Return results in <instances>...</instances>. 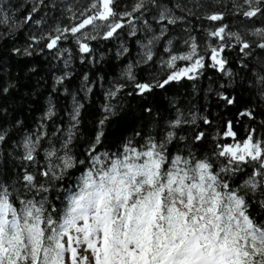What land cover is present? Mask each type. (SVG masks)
<instances>
[{
    "label": "snow or ice",
    "instance_id": "1",
    "mask_svg": "<svg viewBox=\"0 0 264 264\" xmlns=\"http://www.w3.org/2000/svg\"><path fill=\"white\" fill-rule=\"evenodd\" d=\"M230 3L232 14L243 18L236 31L223 23L224 12L198 13L180 0H133L122 11L117 0H89L83 9L66 7L69 24L55 22L39 35L29 33L26 46L8 49L10 57L26 58L42 43L39 51L55 49L59 55L61 43L71 37L83 62L94 51L89 41L113 38L127 24L130 35L145 33L137 64L155 63L157 46L166 54L160 57L158 70H150L143 78L128 65L124 73L132 89L128 95L150 97L173 83L196 80L208 67L229 80L216 90L223 112L215 122L207 115L189 113L186 117L177 109L163 133L136 131L134 137L140 141L130 137L115 152L97 149L106 121L114 114L111 105H104L105 115L81 160L71 155L69 147L83 108L73 95L68 127L52 133V137L63 133L58 137L59 147L48 139L42 170L37 156L49 136L43 118L33 132H25L18 140H12L11 132L21 130L22 121H12L10 126H5L7 120L0 123V146L11 143L9 156L24 166L22 176L12 182L0 181V264H264V133L257 138L252 126L257 108L264 117V107H241L234 94L240 88L264 101V0ZM20 7L11 0H0L3 35L12 36L29 23H46L34 18L37 5L18 16ZM189 17L201 21L202 36L192 35ZM205 20L209 23L204 24ZM232 50L237 53L236 72L225 55ZM63 79L58 77L56 84ZM126 86L118 84L107 95L114 97ZM229 86L233 91H228ZM15 88L12 78L0 81V97L11 96ZM84 88L90 91L86 84ZM146 110L151 112V108ZM55 114L50 103L45 118ZM197 119L211 131L201 130ZM182 124L196 127L190 136L179 137L183 147L177 143L173 152L169 145L177 140L174 129ZM238 124L244 129L243 136L237 131ZM259 124L264 127V119ZM209 135L211 153L198 154L196 145ZM77 163L86 170H81L75 188L67 190L59 207L50 204L43 195L49 183L62 179ZM32 165L45 182L28 170ZM238 173L246 178L234 186Z\"/></svg>",
    "mask_w": 264,
    "mask_h": 264
},
{
    "label": "trees",
    "instance_id": "2",
    "mask_svg": "<svg viewBox=\"0 0 264 264\" xmlns=\"http://www.w3.org/2000/svg\"><path fill=\"white\" fill-rule=\"evenodd\" d=\"M11 2L21 5L16 13L18 16L27 14L33 4L37 5L38 11L33 14L34 18L43 19L46 23L42 26L29 23L12 36L3 35L4 26L0 25V81L12 78L16 83V88L12 90L11 96L0 97V123L7 120L9 124L5 126H10L12 121H22V129H13L11 132L12 140H18L25 132H33L43 118L49 136L42 141V147L37 156L41 170L45 163L44 149L48 147V139L52 138L56 146L59 147L58 137L63 133H58L57 137H52V133L58 127L62 129L68 127L73 95L83 104L78 131L69 145L71 155L77 160L84 159L87 142L94 138L99 128V120L105 115L104 105L106 104L112 106L114 114L109 116L103 128L105 135L101 144L97 145L99 152L117 151L125 140L134 137L136 131L151 132L153 135L163 133L168 128L169 121L177 115V109H180L186 117L189 113H194L197 117L207 115L214 122L223 112V109L217 104L216 90L220 89L221 84L227 85L229 77L211 67L204 69L196 80L185 79L179 83H173L166 90H157L150 97L141 98L135 94L128 95L132 91L124 76L128 65L132 64L137 77L143 78L148 75L150 70H158V61L166 54L160 46H157L154 49L155 63L137 64L142 53L141 43H146L145 33L141 30L136 35H130V28L127 24L113 38L105 40L100 37L97 40L89 41L94 51L83 62L78 46L71 37L61 43L59 55L55 49L49 51L45 48L43 52L39 51L43 47V44L39 43L35 45L36 50L31 57H10L8 52L10 47L13 45L23 47L30 43L29 33L39 35L41 31L55 22L69 24L70 21L67 17L70 14L66 11V7L83 9L89 0H44L42 5L39 0H11ZM132 2L133 0H117L119 10H124L126 5L130 7ZM180 2L198 13H203L206 10L224 12L223 23L228 24L232 31L241 27L243 18L232 14L230 0H180ZM196 3L203 7L195 8ZM53 4L56 7H53ZM178 14L180 13L178 12ZM189 20L193 28L192 35L202 36L198 30L201 21L195 17H189ZM203 23L209 22L205 20ZM256 26H260L259 21ZM176 31L179 32L180 29L178 28ZM177 46L183 47L182 44ZM124 47L128 48V52H123ZM118 53L121 54L118 55ZM225 55L228 56L229 67L232 71H239L236 51H227ZM65 61H67V66ZM85 76H87V81H85ZM58 77H64L60 84H56ZM85 84L90 91L84 88ZM118 84L128 86L118 91L114 97H109L107 93L116 91ZM228 91H233V86H229ZM234 94L240 100L239 106L241 107L244 105L264 107V101H261L254 93L236 88ZM50 103L55 106L56 114L48 119L45 118V113ZM146 108H151V112ZM5 109L7 114H5ZM225 115L228 114L225 113ZM261 119L264 117L260 115L258 107L256 121L252 122V126L256 128L257 138L264 133V127L259 124ZM197 125L201 130L211 131L200 119H197ZM195 127L191 124H182L174 129L177 140L169 145L171 151L175 152L177 143L183 147V142L179 141V137L190 136L191 130ZM237 131L241 136L245 134L239 124ZM135 141H140V137H134ZM212 148L211 135H209L204 142L196 145L195 150L198 154L204 155L210 154ZM10 152H12L11 143L0 146V181L12 182L24 173V166L18 159L9 156ZM36 169V165L28 168L30 172L34 173H36ZM81 170H86V166L77 163L76 167L69 169L62 179L52 180L49 183V190L43 195L50 204L60 206V199L66 196L67 190L75 188ZM36 174L39 182H45L46 178ZM243 178H246L244 173H238L233 177L234 186L241 183ZM36 198L39 199L40 196L38 195Z\"/></svg>",
    "mask_w": 264,
    "mask_h": 264
}]
</instances>
